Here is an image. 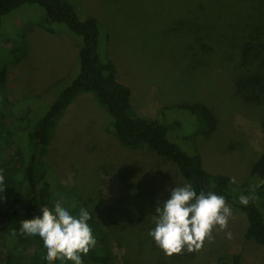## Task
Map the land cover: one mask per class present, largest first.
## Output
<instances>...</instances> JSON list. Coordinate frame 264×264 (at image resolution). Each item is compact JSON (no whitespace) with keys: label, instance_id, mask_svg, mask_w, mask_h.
<instances>
[{"label":"rangeland","instance_id":"374dc122","mask_svg":"<svg viewBox=\"0 0 264 264\" xmlns=\"http://www.w3.org/2000/svg\"><path fill=\"white\" fill-rule=\"evenodd\" d=\"M66 1L81 17H92L104 28L99 56L113 63L116 81L129 88L130 104L137 116L155 120L163 108L181 103L184 95L212 96L223 121L215 134L202 137L185 121L188 117L184 113L172 117L168 111L165 125L172 120L170 124L180 126L175 132L189 134L181 137L179 146L195 148L207 171L234 179L236 184L250 181V168L263 147L260 125L264 110L236 93L235 72L228 66L212 63L208 72L189 81L181 76L186 58L183 46L190 34L164 35L159 28L169 27L166 16L171 13L170 6L181 1ZM151 2L150 8L156 6L163 15L140 11L139 7ZM50 25L43 10L35 5L23 6L2 20L0 66L6 64L10 72L14 57H24L22 65L10 72L8 94L11 101H19L20 108L29 102L35 106L23 121L14 120L15 133L31 132L46 105L75 75L78 42L72 36L50 31ZM176 50L182 63L174 60ZM56 79L61 86L54 85ZM109 121L107 112L91 95L79 96L58 123L44 162L58 184L82 198L101 219L117 264H218L220 258L237 254H241L240 264H264V249L244 239L245 216L233 209L227 228L232 239H226L217 228L213 239L205 240L200 250L166 255L148 236L154 227L152 215L157 202L168 198L166 189L183 186L184 182L168 160L146 149L123 147L107 130Z\"/></svg>","mask_w":264,"mask_h":264},{"label":"trees","instance_id":"16d2710c","mask_svg":"<svg viewBox=\"0 0 264 264\" xmlns=\"http://www.w3.org/2000/svg\"><path fill=\"white\" fill-rule=\"evenodd\" d=\"M177 1L182 3L177 6L173 3L171 13L166 16L169 27L159 25V28L165 31L164 35L190 34L183 46L186 58L182 59L181 76L189 81L197 74L202 76L203 72H208L212 63L222 68L228 66L235 72L236 93L264 110V0ZM151 4L139 7L140 11L163 15V10L158 11L156 6L150 8ZM26 5L42 9L53 24L49 26L50 31L76 38L79 46L72 72L75 75L46 105L37 125L28 134L15 133L13 122L23 121L35 106L29 102L20 108L19 101H11L8 94L10 72L22 65L24 57H14L10 72L6 64L0 66V264H46L43 242L38 236L20 235V222L38 216L39 208L51 209L56 203L69 208L73 215H77L81 207L91 214L89 225L96 244L82 257L83 264H117L111 252L110 236L101 219L82 198L59 185L44 162L58 123L68 107L83 94L91 95L107 112L110 117L107 130L123 147L146 149L168 160L184 184H191L197 192L213 191L225 196L228 205L245 216L244 239L264 249V116L260 125L263 147L250 168L251 179L243 184L231 183L226 176L207 171L195 148L179 146L181 137L189 134L175 132L180 127L176 122L170 124L171 120L165 125L168 111L172 117H181L184 113L188 117L185 121L202 137L215 134L223 121L212 96L207 99L184 95L181 103L163 108L157 119L141 118L132 110L129 88L116 81L113 63L99 56V38L104 28L96 19L81 17L66 0H0V29L5 16ZM177 52L174 51L175 62L179 60ZM216 55L219 56L214 60ZM56 82L57 79L54 85L61 86ZM9 119H12L10 124ZM181 126L186 132L185 123ZM186 129L188 131L189 127ZM168 135L169 138L172 135L171 140ZM240 195L252 197L247 206L239 204ZM240 259L241 254L223 257L218 264H240ZM54 264L71 262L55 261Z\"/></svg>","mask_w":264,"mask_h":264},{"label":"clouds","instance_id":"9594fccd","mask_svg":"<svg viewBox=\"0 0 264 264\" xmlns=\"http://www.w3.org/2000/svg\"><path fill=\"white\" fill-rule=\"evenodd\" d=\"M166 191L169 196L157 202L152 215L154 227L148 232L166 255L179 254L185 249L188 252L200 250L205 240L213 239L212 232L217 228L225 233L226 239H232L227 228L233 210L225 196L213 191L197 192L187 183ZM251 198L250 195H240L239 204L247 206ZM38 211V216L20 222L19 234L39 237L46 250V264L55 261L83 264L82 257L96 244L89 225L90 212L81 207L78 214L73 215L60 203Z\"/></svg>","mask_w":264,"mask_h":264}]
</instances>
